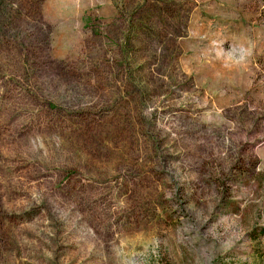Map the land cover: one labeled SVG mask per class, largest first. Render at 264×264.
<instances>
[{
    "label": "rangeland",
    "instance_id": "1",
    "mask_svg": "<svg viewBox=\"0 0 264 264\" xmlns=\"http://www.w3.org/2000/svg\"><path fill=\"white\" fill-rule=\"evenodd\" d=\"M260 227L264 0H0V264H257Z\"/></svg>",
    "mask_w": 264,
    "mask_h": 264
},
{
    "label": "trees",
    "instance_id": "2",
    "mask_svg": "<svg viewBox=\"0 0 264 264\" xmlns=\"http://www.w3.org/2000/svg\"><path fill=\"white\" fill-rule=\"evenodd\" d=\"M252 232H257V234L255 236H253V240L255 243H258L255 251H256V256L259 260V263L257 264H262L264 262V247L260 245L261 242V238H264V227H260L258 228H253Z\"/></svg>",
    "mask_w": 264,
    "mask_h": 264
}]
</instances>
